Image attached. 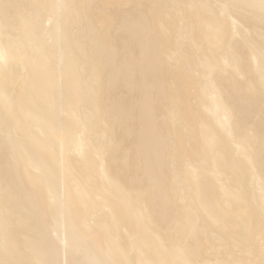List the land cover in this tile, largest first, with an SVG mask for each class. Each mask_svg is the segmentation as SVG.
<instances>
[{
    "label": "bare ground",
    "instance_id": "1",
    "mask_svg": "<svg viewBox=\"0 0 264 264\" xmlns=\"http://www.w3.org/2000/svg\"><path fill=\"white\" fill-rule=\"evenodd\" d=\"M0 264H264V0H0Z\"/></svg>",
    "mask_w": 264,
    "mask_h": 264
}]
</instances>
